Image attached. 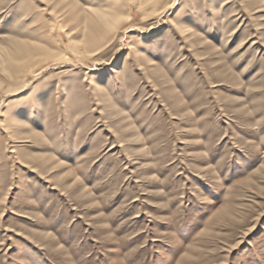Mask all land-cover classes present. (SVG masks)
<instances>
[{
  "label": "rangeland",
  "instance_id": "obj_1",
  "mask_svg": "<svg viewBox=\"0 0 264 264\" xmlns=\"http://www.w3.org/2000/svg\"><path fill=\"white\" fill-rule=\"evenodd\" d=\"M136 2L0 0V264H264V0Z\"/></svg>",
  "mask_w": 264,
  "mask_h": 264
},
{
  "label": "bare ground",
  "instance_id": "obj_2",
  "mask_svg": "<svg viewBox=\"0 0 264 264\" xmlns=\"http://www.w3.org/2000/svg\"><path fill=\"white\" fill-rule=\"evenodd\" d=\"M163 0H137V6L139 10H144L147 8V5H150L151 8L149 9L152 13L159 11L161 7V3ZM147 10V11H149ZM146 14V13H145ZM150 14V13H148ZM147 14V15H148ZM121 23V19L116 16V14L106 15V14H98L93 21H90L88 24V33H87V40L85 43L87 45L93 46L101 41L105 35L114 32L119 27ZM29 46V45H28ZM26 47L23 50L22 59H27L20 65V69L22 72H31L33 68L38 65V63H44L50 59L56 60L58 59L55 54L46 53L47 55L41 52V48L38 46L33 47L32 51L30 48ZM14 56H11L10 61L5 60V62L12 68L18 66L15 61ZM18 59V58H17ZM51 60V61H53ZM16 68V67H15ZM12 70V69H11Z\"/></svg>",
  "mask_w": 264,
  "mask_h": 264
}]
</instances>
